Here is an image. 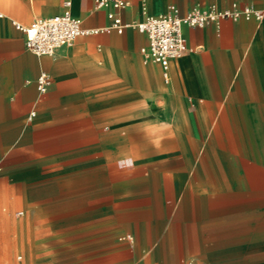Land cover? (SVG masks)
Masks as SVG:
<instances>
[{
  "label": "crops",
  "instance_id": "0c3cea01",
  "mask_svg": "<svg viewBox=\"0 0 264 264\" xmlns=\"http://www.w3.org/2000/svg\"><path fill=\"white\" fill-rule=\"evenodd\" d=\"M65 1L96 32L51 56L29 52L12 21L60 14ZM122 1L125 23L169 3L180 14L264 6ZM94 5L0 0V177L31 183L48 211L61 195L60 224L87 226L79 239L93 247L127 232L117 237L127 245L71 264H264V15L184 27L188 51L165 81L160 65L143 61L144 35L105 30L106 11ZM41 72L50 78L44 94Z\"/></svg>",
  "mask_w": 264,
  "mask_h": 264
},
{
  "label": "built area",
  "instance_id": "2783aa9c",
  "mask_svg": "<svg viewBox=\"0 0 264 264\" xmlns=\"http://www.w3.org/2000/svg\"><path fill=\"white\" fill-rule=\"evenodd\" d=\"M70 2L65 1L64 10L57 15L37 18L29 25H21L12 21L15 29L24 34L26 49L37 56H51L62 47L71 45L74 39L81 35L95 33L96 30L85 29L82 21L71 15ZM95 8L106 11L109 24L105 30H114L122 33L126 28H134L144 35L146 43L140 48L144 62H153L161 66L164 80H168L167 69L169 63L188 51L184 36V27L202 28L221 19H230L234 22L240 19L254 18L260 20L264 15L262 9L251 5L239 6L232 2L228 7L219 9L214 5H194L184 14H180L177 7L169 3L164 12L156 15L143 14L140 21L125 23L121 11L127 3L122 0H95ZM50 85V78L41 72L36 79V88L39 94H44ZM34 112H30V117ZM121 240L131 241V236L121 237Z\"/></svg>",
  "mask_w": 264,
  "mask_h": 264
},
{
  "label": "rangeland",
  "instance_id": "374dc122",
  "mask_svg": "<svg viewBox=\"0 0 264 264\" xmlns=\"http://www.w3.org/2000/svg\"><path fill=\"white\" fill-rule=\"evenodd\" d=\"M154 132L158 131L152 130V134ZM31 185L16 181L13 176L0 177V264H71L102 250L127 245L117 240L127 233L125 231L100 247L81 241L79 229L83 232L87 226L60 224L64 214L61 195L54 196L58 209L48 211L29 193ZM52 221L56 224H51Z\"/></svg>",
  "mask_w": 264,
  "mask_h": 264
},
{
  "label": "bare ground",
  "instance_id": "6f19581e",
  "mask_svg": "<svg viewBox=\"0 0 264 264\" xmlns=\"http://www.w3.org/2000/svg\"><path fill=\"white\" fill-rule=\"evenodd\" d=\"M19 214H21V213H19Z\"/></svg>",
  "mask_w": 264,
  "mask_h": 264
}]
</instances>
